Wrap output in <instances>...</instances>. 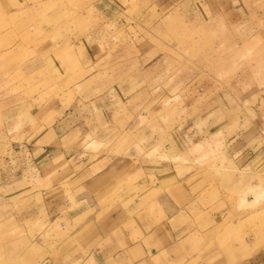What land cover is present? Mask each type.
I'll list each match as a JSON object with an SVG mask.
<instances>
[{"label":"crops","instance_id":"obj_1","mask_svg":"<svg viewBox=\"0 0 264 264\" xmlns=\"http://www.w3.org/2000/svg\"><path fill=\"white\" fill-rule=\"evenodd\" d=\"M25 3L0 0V14L12 17ZM87 41L79 54L56 53V67L63 57V65L93 69L99 52L94 56ZM7 50H0V87L8 86ZM89 77L83 86L97 80ZM138 85L132 73L99 82L84 111L55 99L19 105L0 97V152L16 156L7 182L23 201L17 225L35 232L41 219L45 230L57 222L62 233L39 264H264L263 209L234 212L224 192L212 191L200 159L201 152H225L228 159L240 155L237 166L264 169V148L245 164L248 148L212 143L229 139L240 109L229 95L210 97L169 143L140 149L127 138L120 142L132 131L126 108L144 95L135 96Z\"/></svg>","mask_w":264,"mask_h":264},{"label":"rangeland","instance_id":"obj_2","mask_svg":"<svg viewBox=\"0 0 264 264\" xmlns=\"http://www.w3.org/2000/svg\"><path fill=\"white\" fill-rule=\"evenodd\" d=\"M17 13L0 14V50L10 52L0 97L8 104L55 99L84 111L99 82L132 73L139 84L135 96L144 95L126 108L132 131L120 142L157 150L190 126L194 107L229 95L239 118L227 141L220 135L212 143L248 148L245 164L264 148V0H26ZM85 40L94 56L99 52L93 69L63 65V57L56 67V53L79 54ZM87 77L97 80L83 86ZM8 152H0V264H39L62 233L57 222L45 230L41 219L35 232L17 225L23 201L7 182L16 169V156ZM238 156L200 153L211 189L224 192L234 212H264V169L237 166Z\"/></svg>","mask_w":264,"mask_h":264}]
</instances>
